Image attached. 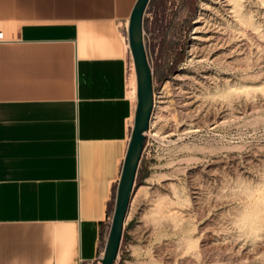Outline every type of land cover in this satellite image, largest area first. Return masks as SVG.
<instances>
[{
    "label": "rangeland",
    "instance_id": "obj_1",
    "mask_svg": "<svg viewBox=\"0 0 264 264\" xmlns=\"http://www.w3.org/2000/svg\"><path fill=\"white\" fill-rule=\"evenodd\" d=\"M143 42L154 104L114 264H264V0H151Z\"/></svg>",
    "mask_w": 264,
    "mask_h": 264
},
{
    "label": "crops",
    "instance_id": "obj_2",
    "mask_svg": "<svg viewBox=\"0 0 264 264\" xmlns=\"http://www.w3.org/2000/svg\"><path fill=\"white\" fill-rule=\"evenodd\" d=\"M135 2L0 0V264H96L133 124Z\"/></svg>",
    "mask_w": 264,
    "mask_h": 264
},
{
    "label": "water",
    "instance_id": "obj_3",
    "mask_svg": "<svg viewBox=\"0 0 264 264\" xmlns=\"http://www.w3.org/2000/svg\"><path fill=\"white\" fill-rule=\"evenodd\" d=\"M149 0H136L127 20L125 39L135 73L136 102L133 124L127 139L116 182L110 220L97 264H114L121 238L123 219L129 204L145 133L152 110V78L143 42V17Z\"/></svg>",
    "mask_w": 264,
    "mask_h": 264
},
{
    "label": "built area",
    "instance_id": "obj_4",
    "mask_svg": "<svg viewBox=\"0 0 264 264\" xmlns=\"http://www.w3.org/2000/svg\"><path fill=\"white\" fill-rule=\"evenodd\" d=\"M6 41H7V39H5V37L3 36L2 32L0 31V42H6ZM131 62H132V60H130V63ZM152 98H153V104H154V94H153V92H152ZM153 104H152V110H153ZM152 110H151V114H150V117H149V122H150V118H151V115H152ZM149 124H148V126H149ZM147 132H148V128H147V131L145 133V136H147ZM101 250H102V248L100 250H98V252H97V254L95 256V262H96V264L98 263V259L101 256Z\"/></svg>",
    "mask_w": 264,
    "mask_h": 264
},
{
    "label": "bare ground",
    "instance_id": "obj_5",
    "mask_svg": "<svg viewBox=\"0 0 264 264\" xmlns=\"http://www.w3.org/2000/svg\"><path fill=\"white\" fill-rule=\"evenodd\" d=\"M196 21H198V20H196ZM195 30L196 29H198V27H195L194 28ZM197 32V31H196ZM192 38H194V39H196V38H198L197 37V34H196V36L194 35ZM198 40V39H197ZM129 72H130V75H129V78L131 77V75L132 74H134V82H133V85H134V91H133V93H134V96H135V87H136V84H135V73H134V68H133V64H132V62L129 64ZM150 120H151V118H150ZM151 122V121H150ZM149 122V123H150ZM130 202V201H129ZM129 205V204H128ZM127 217V211L125 212V215H124V219H123V224L125 223V221H126V218Z\"/></svg>",
    "mask_w": 264,
    "mask_h": 264
}]
</instances>
